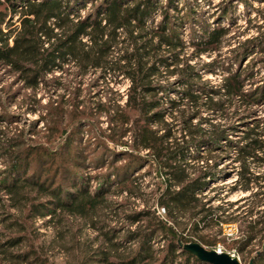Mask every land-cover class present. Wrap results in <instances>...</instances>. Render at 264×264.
<instances>
[{"label":"trees","instance_id":"1","mask_svg":"<svg viewBox=\"0 0 264 264\" xmlns=\"http://www.w3.org/2000/svg\"><path fill=\"white\" fill-rule=\"evenodd\" d=\"M180 2L0 0V8L4 7L0 9V71L13 77L12 84L21 83L33 95L41 85L55 92L62 89L69 92L61 94L60 102L47 105L42 116L49 132L58 135L59 147L55 151L42 142L28 143L22 137L12 140L1 131L4 140L0 152L6 157L7 166L0 171V179L4 178L0 180V191L8 197L11 207L25 211L27 219L45 217L44 212L54 207L50 219L81 218L100 230L105 237L101 243L104 246L90 249L80 264H203L183 245L197 241L215 247L222 241L221 225L231 220L240 222V236L227 247L243 254L258 245L254 264L264 262V174L253 169L255 166L264 169V125L255 120L252 126H244L252 116L251 106L264 103V87L251 93L244 91L246 81L255 76L252 67L229 69L219 86L203 78L201 68L214 73L217 62L197 66L191 60L219 50L229 28L206 27L197 36L191 32L187 43L181 28L191 24L196 7L189 0H182L179 6ZM88 4L90 8L82 15L79 10ZM216 6L224 15L232 7L229 0H221ZM185 10L189 11L186 15L182 14ZM18 11V22L10 23L4 30L2 24L9 12ZM257 11L264 19L263 11ZM155 14L160 15L159 21H155ZM263 42L264 35L242 43V53L252 43ZM188 47L193 48L191 53L187 52ZM239 49L235 52L237 61L242 54ZM66 65L75 68L73 74ZM97 71L99 75L90 82L93 87H99L108 75L114 79L128 78L130 86L125 106L115 102L113 107L109 93L114 92L109 87L105 90L108 93L105 103H98L99 112L105 111L109 133L105 132V142L100 138L93 141L95 151L105 152L103 163L107 169L94 176L102 180L105 177V186L92 191L90 176L71 173L69 165L57 164L56 159L61 156L76 170L84 163H93L86 162L87 146L74 148V144L82 125H95L90 106H83L78 98L86 75ZM55 72L60 75L46 78ZM66 72L72 79L63 80L62 74ZM78 76L83 79L76 82ZM71 84H75L73 91L69 90ZM6 88L0 94L3 118L8 117L6 105L16 95L11 84ZM174 91L176 98H170ZM67 96L70 100L66 108L63 100ZM35 102L44 108L39 100ZM38 106L35 112L40 111ZM204 111L208 118L202 116ZM218 113L230 120L235 118L238 124L215 123ZM231 133L239 136L237 142L230 139ZM110 145L123 150L117 151ZM202 146H207L206 153H192ZM231 159L239 163L234 172L225 167ZM99 160L93 167H104ZM62 170L64 182L58 179ZM150 175L155 179L153 184L157 183L154 198L157 211L124 209L123 220L129 228L111 227L106 221L105 227L100 226L101 210L114 203L110 194L127 193V199L140 198L136 189ZM227 177L235 178L231 190L248 193L239 200L244 204L232 213L223 205L211 206L210 197L204 194L211 183L225 181ZM114 178L117 182L114 188H109ZM68 182L71 187L66 185ZM225 187L217 185L210 191ZM126 203L118 206L124 207ZM237 203H231L230 207ZM159 208L165 216L157 214ZM178 215L190 217L188 234L186 228H180ZM0 223L5 228H18L15 236L0 232V264H45L36 247L19 250L29 238L26 226L19 224L22 222L18 218H3ZM131 226L136 227L131 230ZM214 226L219 230L209 239L202 231ZM120 233L125 234L118 238ZM158 234L165 244L155 249L152 244ZM159 251L161 256L157 258Z\"/></svg>","mask_w":264,"mask_h":264},{"label":"rangeland","instance_id":"2","mask_svg":"<svg viewBox=\"0 0 264 264\" xmlns=\"http://www.w3.org/2000/svg\"><path fill=\"white\" fill-rule=\"evenodd\" d=\"M182 2V0H179ZM192 3V6L196 7L195 17L191 21L190 25L185 24L181 29L184 33V40L188 43L191 40L190 33H196L195 35L202 31L203 28L209 27L214 28L217 26H223L229 28L228 34L223 38V44L219 50L210 52L209 54H202L200 58H194L191 60L192 65L201 66L204 62H212L216 61V72L208 71L206 68H201L200 72L204 79L210 80V82L214 85H218L222 82V80L227 76L228 70H236L242 67L243 70H246L249 67H252L255 73V76L251 79L247 80L244 85L245 92H253L258 87H264V42L263 43H252L245 51L242 53V43H245L248 40L259 39L262 35H264V19L263 16L257 11V9H261L264 14V1L260 2V0H229L232 7L228 11L227 15H224L219 10L218 6H216L221 0H189ZM180 2V5L182 3ZM1 7L0 9H3ZM90 8V4L87 5L86 8H81L79 11L82 15H84L88 9ZM171 13H176L175 10H171ZM189 12L188 10L183 11L185 15ZM180 14V15H182ZM19 11L18 12H9L6 17L5 22L2 24V28L7 29V25L12 22H18L19 19ZM159 21L161 19L160 15L155 14L154 17ZM191 33V34H192ZM241 48V51L240 49ZM239 49L242 53L240 60L237 61L235 57V52ZM193 51L192 47L187 48V52L191 53ZM239 54V55H240ZM67 69L69 68L70 73L73 74V70L75 69L72 65H66ZM69 72H66L63 75V80L72 79V76H68ZM100 71L96 73H91L86 75L84 78L85 83L80 87V97L78 98L80 101L82 100L83 106H90L91 111L93 112V119L95 122L94 126L88 127L86 125H82L80 127L79 135L77 136V143L74 144V148L87 146V150L84 152L87 155L86 162L83 167L80 169L76 168L69 163L68 161H64L61 156H57L56 163H64L65 165H69L71 168V173H77L81 177L90 176V186L92 191L97 190L101 186H105V177L101 179H95L94 176L98 173H105V152L95 151L96 145L93 141L94 138L103 139L105 142V132L109 133L108 120L105 117V111L99 112L98 103L104 102L107 97H105L107 92L105 90L107 88H112L114 94L109 93V98H111V102L113 107L116 106L117 102L120 107L125 106L128 88L130 86V80L128 78H124L123 76H118V78L114 79V76L104 77V79L100 82L99 87H93L90 82L97 78ZM53 75H60V72H55L53 74L47 75V79H50ZM83 77L78 76L76 82L82 80ZM69 79V80H70ZM74 81V80H73ZM14 82L13 77L6 74L4 71H0V94H3V89L9 87L11 84V89L16 93L14 100L10 101L9 104L6 105V110L8 111V117L3 118L0 116V145L3 143V138L1 131H4L8 134L9 138L12 140L16 138H24L28 143L32 142H42L48 145L51 149L50 151H55L59 147V138L58 135H52L47 126V122L45 119H42V116L45 115V111L47 110L45 107L50 103L56 104V102L61 101V94H68L64 89L55 92L53 89L45 87L44 85L40 86V89L34 94L33 91L22 88L21 83ZM73 83V82H72ZM78 84V83H77ZM79 85V84H78ZM72 88L69 89L73 91V87L75 84H71ZM7 89V88H6ZM179 90L178 88L175 89ZM178 92V91H177ZM177 93L171 92L169 94L170 98H176ZM40 101V106H44V108L39 107L35 100ZM68 96L64 98L66 108L69 106L67 101L69 102ZM84 100V101H83ZM87 104V105H85ZM40 108V111L35 112L34 108ZM252 116L249 117L247 123L244 126H248L249 124L252 126L255 120H260L262 125H264V103H255L252 106ZM46 109V110H45ZM0 108V112H1ZM232 111V110H230ZM203 117H209L208 114L204 111L202 112ZM232 118V117H231ZM170 120V117H167ZM215 123H220L222 125L234 123L238 124V121L235 118L230 120L229 117L218 113L216 115ZM35 125H32V123ZM195 123L197 120L194 121ZM207 124L202 125L205 128ZM33 128V131H32ZM240 128V127H239ZM245 128V127H241ZM231 130V129H230ZM32 132V133H30ZM34 132V133H33ZM231 140L237 142L236 140L239 138L236 134H229ZM125 140H129V137L125 138ZM111 146V145H110ZM114 147V146H111ZM119 150H123L122 147L116 146L114 147ZM207 146H202L198 151L193 150L192 153L196 154L200 152V154L206 153ZM234 153V151H233ZM114 156V155H112ZM236 156V155H233ZM101 158V160H99ZM102 162L103 168L97 169L93 167L97 161ZM6 157H3L0 152V171L4 170L7 166ZM197 161H195L196 163ZM92 166V167H91ZM101 166V165H100ZM239 163L234 161L233 159L226 162V169L234 170L237 169ZM256 172L261 175L264 174V169L262 166H255L253 168ZM76 170V171H74ZM64 172L63 170L60 172L58 179L64 182L63 179ZM153 175L149 177H145L142 180L140 188L136 189L137 194H140V198L138 197H130L127 199V193L124 194H110V198L114 201L111 207L101 210L102 221L100 222V226L105 227L106 223L115 228H120L125 226V228H129L128 223L123 220L124 209L127 211H140L143 209L152 208L157 211L156 203H155V191L157 188V183L153 184ZM4 180L1 178L0 180ZM116 178L109 183L108 187L111 188L117 182ZM155 180V179H154ZM234 177H227L225 181L213 182L204 192L205 195L210 197V205L211 206H221L223 205L226 209L229 210L230 213L233 211L239 210L238 206H242L244 202H240L242 198L246 197L248 193H245L238 190H231V186L234 182ZM156 182V181H155ZM68 187H71V183L68 182L66 184ZM226 186L223 190L218 191H210L212 187L215 186ZM114 188V187H113ZM0 222L3 218H11L14 220L18 218V222H22L19 224H23L26 226L25 234L27 238H29L23 246H20L21 249H29L30 247H36L40 250L42 259L45 264H80L82 260L85 259L86 253L90 249L99 248L102 245V241L104 235L100 230L93 228L88 224V221H85L81 218H73L66 217L64 220L60 218L50 219L49 213L54 207H50L49 211H45L43 216H35L32 219H27L25 216V211L21 212L19 209L11 207L8 201V197L4 194L3 191H0ZM238 205L230 207L231 203L237 202ZM127 202L126 206L120 207L118 204ZM118 206V207H117ZM126 211V212H127ZM239 213V212H237ZM158 215L165 216V212L162 208H159ZM13 215V216H12ZM179 216V222L181 223V229L186 228V233L188 234V229L190 228L191 219L189 216ZM2 218V219H1ZM240 222L237 221H228L221 225L222 234L219 235V239L222 240L215 247H207L208 249H216L219 251L227 252L237 256L242 264H249L250 260L253 259L258 254V245L251 246L246 250L243 254H237L234 249H229L227 246L235 240H239L240 236ZM7 227V225H5ZM136 226H131L130 229L134 230ZM180 229V230H181ZM105 230V229H104ZM218 227L214 226L213 228H209L207 230H203L202 233L205 234L209 239H213L217 235ZM0 232H4L7 235L15 236L18 233V228L15 227L10 229L9 227L5 228L0 223ZM124 232V231H123ZM125 233H120L118 238L122 237ZM1 238V237H0ZM155 241L153 242V246L155 249L161 248L165 243L162 242L161 235H157L155 237ZM264 241V238H262ZM197 242V241H192ZM204 246V245H203ZM18 249V248H17ZM16 249V250H17ZM161 252L157 253V258H160ZM205 264V263H203ZM264 264V262H261Z\"/></svg>","mask_w":264,"mask_h":264},{"label":"water","instance_id":"3","mask_svg":"<svg viewBox=\"0 0 264 264\" xmlns=\"http://www.w3.org/2000/svg\"><path fill=\"white\" fill-rule=\"evenodd\" d=\"M183 248L205 264H242L237 256L216 249H208L199 242L186 243ZM249 264H254V258Z\"/></svg>","mask_w":264,"mask_h":264}]
</instances>
